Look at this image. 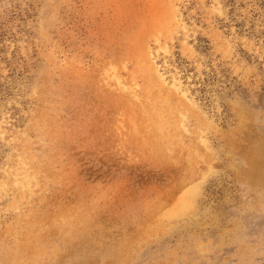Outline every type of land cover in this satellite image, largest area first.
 I'll return each mask as SVG.
<instances>
[{"label": "rangeland", "instance_id": "rangeland-1", "mask_svg": "<svg viewBox=\"0 0 264 264\" xmlns=\"http://www.w3.org/2000/svg\"><path fill=\"white\" fill-rule=\"evenodd\" d=\"M0 264H264V0H0Z\"/></svg>", "mask_w": 264, "mask_h": 264}, {"label": "trees", "instance_id": "trees-1", "mask_svg": "<svg viewBox=\"0 0 264 264\" xmlns=\"http://www.w3.org/2000/svg\"><path fill=\"white\" fill-rule=\"evenodd\" d=\"M205 41L207 42L206 39ZM202 48H207V44H203ZM11 72L13 74L14 72L13 69L11 70ZM19 73H22V72H19ZM223 75L225 74L219 75L215 69H210L209 72H206L204 74V77L199 78L197 81V84H199L197 89L200 90L201 96L206 97L207 96L206 91H208V85L220 82ZM226 85H227L226 87H229L230 84L228 83ZM225 93H228V91H225Z\"/></svg>", "mask_w": 264, "mask_h": 264}]
</instances>
